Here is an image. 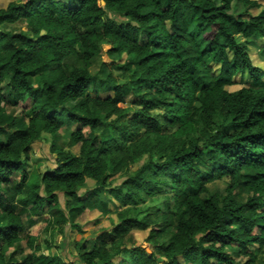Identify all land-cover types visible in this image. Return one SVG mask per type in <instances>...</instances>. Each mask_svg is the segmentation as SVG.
<instances>
[{
  "label": "trees",
  "instance_id": "trees-1",
  "mask_svg": "<svg viewBox=\"0 0 264 264\" xmlns=\"http://www.w3.org/2000/svg\"><path fill=\"white\" fill-rule=\"evenodd\" d=\"M103 45L111 63L124 59L120 79L98 62ZM254 49L264 61L256 0L0 6V264H264V67ZM129 96L139 101L120 107ZM44 135L53 162L37 175L25 162ZM223 178L222 191L209 185ZM85 210L117 221L76 240V260L52 252L57 234L83 232ZM38 221L43 247L29 232ZM134 230H148L149 252L133 248Z\"/></svg>",
  "mask_w": 264,
  "mask_h": 264
},
{
  "label": "rangeland",
  "instance_id": "rangeland-1",
  "mask_svg": "<svg viewBox=\"0 0 264 264\" xmlns=\"http://www.w3.org/2000/svg\"><path fill=\"white\" fill-rule=\"evenodd\" d=\"M11 1V0H0V6L5 7L6 4ZM258 3L261 5V7H264V0H257ZM240 8V7H239ZM255 12V11H254ZM109 48L108 45H103L102 46V53L100 57L98 58V62L103 61L106 64L107 71L108 69H111L112 77L114 79H120V75L123 69L125 70V62L124 59H117L115 62L111 63V60L108 58L105 52H107V49ZM255 51H252V59L254 62L258 65L264 66V61L259 60L257 58V54H254ZM114 64V65H113ZM115 64H118V68H115ZM97 66L94 68L90 69L91 72L96 69ZM137 67H134L132 71H127L128 73H132L133 71H136ZM215 69V68H214ZM218 69V68H217ZM217 69H215L217 71ZM105 71V72H107ZM105 74V73H104ZM103 74V76H104ZM101 84L100 81L95 77L92 82L89 84V91H93L97 89V87ZM241 84L234 82L231 85H227L225 88L228 91H234L240 87ZM100 97H105L107 95H111V92L107 91H100L98 93ZM139 101L138 97L134 96H129L126 98V101L123 104H120V107H133L136 105V103ZM24 107V104L22 103L21 105L19 104L17 108H15V113H18L21 111V109ZM83 132L87 134L90 137H93L94 133H91L87 127H83ZM74 128L71 126L69 129L63 128L62 130L59 131V134L61 135H67L70 134ZM44 139L41 140L40 142L35 143L32 146V150L30 152L29 160L25 162V169L27 171H33V173H36L37 175L41 174V172L46 168L47 166V160L49 163H52L53 160L51 159V156L48 153V140L49 136L44 135ZM72 151L76 154L78 152V145L72 147ZM133 170H131L132 172ZM120 178L124 177H119L117 176V179L119 180ZM225 181H227L225 178H223L222 181H216L214 183H211L209 185H214L215 189H219L222 191L224 187L226 186ZM61 201V198H60ZM148 201V200H147ZM157 204V201H156ZM154 202H147V205H156ZM111 210H116L115 205L111 204L110 206ZM117 221L115 212L112 211L109 214H100L99 211L97 210H85L79 217H77L76 222L81 228V231L83 232H77L75 229H72V231H69L67 233V237L64 239L63 234H57L55 237V244L58 246V248L53 247L51 249L52 252L56 253L57 255H62L65 258L67 257V260H76V250L74 249V242L76 240H80L83 236H88L93 233H97L99 230L103 228H109L112 226V223H115ZM45 223L43 221H38L33 227L30 228L29 232L33 235L36 236L38 241L42 244L44 240H49V234L48 232L46 233L43 230ZM68 231V229H66ZM148 234V230H134L133 235L135 239V243L133 248L140 246L143 243H146L144 240ZM146 244H143L142 247H146ZM43 247V244H42ZM44 252H46L45 248L43 249ZM146 250L149 252L150 249L146 247ZM128 252V251H126Z\"/></svg>",
  "mask_w": 264,
  "mask_h": 264
},
{
  "label": "crops",
  "instance_id": "crops-1",
  "mask_svg": "<svg viewBox=\"0 0 264 264\" xmlns=\"http://www.w3.org/2000/svg\"><path fill=\"white\" fill-rule=\"evenodd\" d=\"M257 1V0H256ZM254 51H255V49H254ZM256 52V51H255ZM258 58V57H257ZM253 62H254V60H253ZM254 64H256L255 62H254ZM258 65V64H257ZM259 66H261V67H264V66H262V65H259Z\"/></svg>",
  "mask_w": 264,
  "mask_h": 264
}]
</instances>
